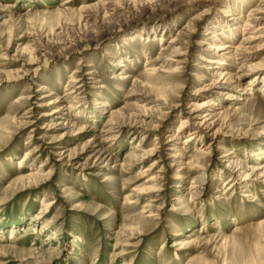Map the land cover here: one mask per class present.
Returning a JSON list of instances; mask_svg holds the SVG:
<instances>
[{"label": "rangeland", "instance_id": "1", "mask_svg": "<svg viewBox=\"0 0 264 264\" xmlns=\"http://www.w3.org/2000/svg\"><path fill=\"white\" fill-rule=\"evenodd\" d=\"M261 1L0 0V264H264Z\"/></svg>", "mask_w": 264, "mask_h": 264}, {"label": "bare ground", "instance_id": "2", "mask_svg": "<svg viewBox=\"0 0 264 264\" xmlns=\"http://www.w3.org/2000/svg\"><path fill=\"white\" fill-rule=\"evenodd\" d=\"M251 12H253L252 15L250 16L251 18L247 20L248 23H246L245 28L243 29V31L246 32L247 29L248 30L249 29L250 30H254L257 27L255 29V31L257 30V33H259L258 36H256V37L248 36L247 38L243 39V41H242V43L240 45H237V46H235L236 45L235 44L234 46L221 45V46H218V47L209 46V48H207L209 51H217V52L224 51V53H222V55L227 56L228 58H232L235 61H240L241 63H240L238 72L239 73L241 72V75H244L245 72H248L251 69V68H249V66L246 65L245 62L248 61L250 58H252L253 54L256 51H258L260 49V47L264 46V40H263L262 43H260L261 46L259 45V41H256V39L257 40H259L261 38L264 39V0L261 1V4L257 8L252 9ZM197 21H199V20H197ZM188 31L186 33H182L184 35V37H185L184 39H188V37L190 38V35H191L190 33L191 32H188ZM182 34H180V35H182ZM176 42H179V40L176 41V39H173L171 41L172 46H171V49L168 50L169 52L167 53V55H169V56H174V55L175 56H180L179 53H180V49L181 48L177 47V46H173L174 44L176 45ZM183 44L185 45V43H183ZM158 60H160V61L161 60H166V58L165 59L162 58V59H158ZM158 60L156 59V60L149 61L148 64L149 63H153V62L156 63ZM263 60H264V58H263ZM206 62L210 63L212 61H206ZM256 64H258V62L253 64V66H255ZM257 80L259 81L258 78L256 79V81ZM80 82H81V80L80 81L79 80H73L70 83L73 85L72 88H74L75 86L77 87V85L80 84ZM72 90H71L70 93L66 94V96H69L71 94H74V92H76V91H74V90L72 91ZM51 104H54V102H50L48 105H51ZM204 104H202L200 106L197 105V104H194L193 105L194 106L193 113L191 114L190 119L189 120L186 119V120L183 121V124H184V123H188V122L190 123V120L197 121L200 118H203V120L205 118V121H203L202 123H197L196 122L197 123L196 124V129L193 130L190 133V135H189L191 140H195L198 137H201V135H204L205 137H210L211 138V137H215L218 134V132L217 133H213L212 132V123L213 122L212 123H208L212 119L211 113L208 112L209 114L205 115L203 117H201L198 114L202 110H204V107H205ZM65 110L69 111V109H65V108L55 109L51 113L50 116H57V117L66 116L67 114L65 113L66 112ZM213 118H214V116H213ZM58 124L60 125L61 123L58 122ZM62 125H64V124H62ZM116 126L113 123H108L105 133H107L110 138L108 137L107 142L112 141L113 137H114L113 135L118 134ZM62 128H64V127H62ZM211 132L213 133L212 135H211ZM188 141H190V140H188ZM102 142H104V141H102ZM106 145L107 144L99 145L97 150H96V152H95V158L98 159L99 161L106 159V154H107V146ZM209 145H211V144H209ZM208 148L209 147H206L205 149H208ZM170 150H172V149H170ZM230 154H232V153H230ZM172 158H174V162H178L177 159L179 158V156L176 155V156H173ZM21 164H22V162L20 163L19 168L21 166L23 167V165H21ZM228 165L232 166V167H234L236 165V167L242 168L239 165V163H237L236 161H231V162L228 161ZM261 166L253 169L252 172L250 174H248L245 178H250L251 177V178H254V180L263 179L264 178V165L262 167ZM238 172H240V171H238ZM23 179H24V177L21 180H23ZM199 179H201V178H199ZM175 243H176L175 246H181V245H183L184 242L177 241Z\"/></svg>", "mask_w": 264, "mask_h": 264}]
</instances>
